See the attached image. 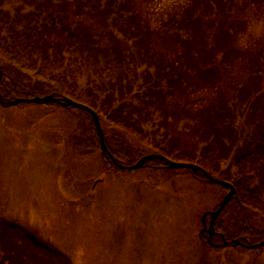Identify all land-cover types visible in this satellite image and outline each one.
Instances as JSON below:
<instances>
[{
    "label": "rangeland",
    "instance_id": "1",
    "mask_svg": "<svg viewBox=\"0 0 264 264\" xmlns=\"http://www.w3.org/2000/svg\"><path fill=\"white\" fill-rule=\"evenodd\" d=\"M120 1L133 19L123 30L97 11H77L74 0H35L58 25L41 40L81 41L129 65L115 80L92 73L73 83L147 134L143 142L121 135L97 114L110 143L125 139L141 157L159 154L156 145L183 155L230 148L213 176L234 187L230 202L238 199V157L258 152L264 163V0ZM3 2L13 16L17 0ZM56 105H0V264H264V247L212 248L198 237L202 215L229 188L154 164L121 170L79 139L77 110ZM220 215L217 230L228 223L232 235L235 221ZM252 225L264 232V222Z\"/></svg>",
    "mask_w": 264,
    "mask_h": 264
},
{
    "label": "trees",
    "instance_id": "2",
    "mask_svg": "<svg viewBox=\"0 0 264 264\" xmlns=\"http://www.w3.org/2000/svg\"><path fill=\"white\" fill-rule=\"evenodd\" d=\"M34 1L17 0L19 8L11 16L2 10L4 2L0 0V69L3 73L0 89L3 98L14 100L53 94L59 100L71 99L93 109L99 116L103 113L108 122L121 135H127L143 142L147 134L129 114L119 113L116 109L111 111V105L107 104L106 99L104 100L106 103L103 101L101 103L96 96L99 95V92H93L92 87H89L88 90H79L78 86L73 84H77L81 76H88L92 73L99 78L115 80L116 72L122 75L126 73L124 71H130L129 65L119 64L115 58L108 57L104 53L101 56L97 52V47L83 49L81 41L74 44L75 48L71 46L61 48L59 45L49 47L41 40L40 35H42V30L48 33L55 32L58 29L57 20L52 15L45 17L42 5H34ZM74 1L77 11L91 13L97 11L104 14L105 23L111 21L118 29L122 28L121 30L128 27V21L133 20L132 17L125 16L126 3L120 0ZM63 30L66 32V26H63ZM67 31L66 34L70 37L73 36L74 32ZM132 73L135 74L134 71ZM95 93L97 94L94 95ZM52 105L59 107L56 104ZM77 116L79 139L86 147L97 150L101 146L100 139L91 115L86 111L77 110ZM113 134L118 136L115 132ZM121 135L120 137H123ZM105 142L111 153L125 165H133L141 157L125 139H122L118 145H113L105 137ZM154 147L166 157L193 163L212 175L219 173L220 166L230 150V148L222 149L218 145H214L215 148L204 150L198 155H183L174 154V149L166 151L165 147L160 145ZM150 163L157 167L162 165L158 160H153ZM234 166L242 177L234 184L238 199L233 198V201L222 212L235 221L234 233L227 234L230 229L228 223L222 224L220 227L229 237L236 236L244 243H258L264 239V232L256 231L252 224L254 220L264 222V185H260L264 184L261 173L264 163L258 152L248 151L238 157ZM186 171L193 175L191 171ZM196 175L199 179H204L201 173H196ZM224 178L230 180L228 177L224 176ZM25 233L19 235L27 238L35 248L51 250L48 245L39 242L33 234ZM45 253L47 254V252ZM12 264L17 263L13 262Z\"/></svg>",
    "mask_w": 264,
    "mask_h": 264
},
{
    "label": "water",
    "instance_id": "3",
    "mask_svg": "<svg viewBox=\"0 0 264 264\" xmlns=\"http://www.w3.org/2000/svg\"><path fill=\"white\" fill-rule=\"evenodd\" d=\"M2 76H3V74L0 71V82H1ZM22 103H35V104L57 103V104H60L63 108H71V107H73V108L80 109V110L88 112L91 115L92 121L94 122L95 127L97 129V132L99 134L100 143H101V149H102L103 153L107 156L108 159L111 160L112 164L115 167H117V168H119L121 170H138V169H141V168L145 167L148 161H151L153 159H158L161 162H164V167H166L167 169H189L193 173L201 172L206 177V180L209 183L220 185V186H226L227 188H229V190H230L229 193L224 197V199L220 203L218 209L216 211H214V212H206V213H204L202 218H201L203 229L200 232L199 237L202 238L203 236L206 235V232H208L209 235H210V237H208V241L211 243V236H212L213 231H214V221L219 216V214L223 211V209L226 207V205L230 202V200L232 199V197H233V195L235 193V190H234V187L232 186V184H230L227 181L218 180V179L212 177L211 175H209L207 172H205L203 169H201L197 165L188 164V163L174 162V161H171V160H169L168 158H166L165 156H162V155H156V154L146 155V156H143L142 158H140L139 161L136 164L132 165V166L121 165V164H119L117 162L116 158L111 153H109L107 151V148H106L105 142H104V134H103V131H102L101 126H100L99 116L91 108H89V107H87V106H85L83 104L77 103V102H75V101H73L71 99L59 100V99L55 98V96L53 94L45 96V97H42V98H40V97H34V98H31V99L18 98V99H15L13 101H11V100H3V97H2V94H1V91H0V105L11 107V106H17V105L22 104ZM208 215L211 216V219H210V222H209V227L207 228L206 218H207ZM222 238H223V236H222ZM230 245H232L234 247L243 246L246 249H260V248H262L264 246V240L259 242V243H257V244L246 245V244H243L242 242H240L239 240H233V241L228 242V241H226L223 238V242L221 244H218V245H213L212 244V246L216 247V248H225V247H228Z\"/></svg>",
    "mask_w": 264,
    "mask_h": 264
},
{
    "label": "flooded vegetation",
    "instance_id": "4",
    "mask_svg": "<svg viewBox=\"0 0 264 264\" xmlns=\"http://www.w3.org/2000/svg\"><path fill=\"white\" fill-rule=\"evenodd\" d=\"M220 234H221V232L220 231H218L216 228H215V233H213V237H212V241L214 242V243H219V241H220Z\"/></svg>",
    "mask_w": 264,
    "mask_h": 264
}]
</instances>
